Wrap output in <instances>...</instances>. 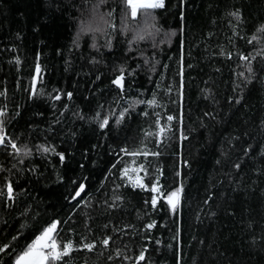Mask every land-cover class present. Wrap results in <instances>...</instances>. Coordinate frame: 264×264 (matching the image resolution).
<instances>
[{"label":"trees","instance_id":"1","mask_svg":"<svg viewBox=\"0 0 264 264\" xmlns=\"http://www.w3.org/2000/svg\"><path fill=\"white\" fill-rule=\"evenodd\" d=\"M149 11L0 0V119L21 149L0 145V190L14 189L0 196V264L53 221L61 245L96 244L60 264H136L145 248L139 264H264V0H165ZM120 69L123 90L112 83ZM139 165L147 189L157 178L162 193L182 186L175 213L122 175Z\"/></svg>","mask_w":264,"mask_h":264},{"label":"snow or ice","instance_id":"2","mask_svg":"<svg viewBox=\"0 0 264 264\" xmlns=\"http://www.w3.org/2000/svg\"><path fill=\"white\" fill-rule=\"evenodd\" d=\"M104 0H99V3H103ZM127 8L130 9L131 18L136 19L138 16V13L145 17H150L151 13L149 10H155V9H161L165 7V0H125ZM99 7V4L96 6ZM127 15V12H126ZM231 16L235 17L236 20L240 19V13L238 11L230 13ZM103 19V17H101ZM151 19H154V17H151ZM146 26L154 27V25H151V22L149 19L145 20ZM125 27H127L125 25ZM92 31L91 28L87 26L81 27V34L85 31ZM96 31H99V29H96ZM257 32L264 33V25H262L259 29H257ZM145 34H148L147 27L145 30ZM139 39H143V36H139ZM257 39L256 36H253L252 40ZM252 40H249V43H252ZM241 60L248 62L249 67L247 71L249 73L252 72L251 68V60L248 56L242 55ZM18 62V61H17ZM37 74L40 73V67L37 65L36 68ZM239 75L243 76L244 73L241 72ZM124 70L120 69V74L112 81L114 85L117 86V88L123 90L124 89ZM33 94H35V81L33 83ZM0 95H4V93H0ZM69 98H71V93L67 94ZM56 100L60 99L59 95L55 96ZM138 103H145V101H137ZM238 102V101H237ZM149 106H156L157 101L155 98L149 100L146 102ZM127 109H125V112ZM6 113V107L0 109V117H4ZM147 115V113H145ZM124 116V113L122 112L120 114V119H122ZM169 121L173 119L172 116H168L167 118ZM120 121L118 120L117 123ZM109 120L107 118L103 119L102 122H100V127L104 128L108 125ZM157 124H159V119L156 121ZM166 133V129L163 127H160L158 130L157 135L163 136ZM147 136L153 135V133L148 132L146 133ZM9 144L13 151L16 154H19L21 152V149L16 145L14 141L11 140L10 137H8L6 130L4 128V120L0 119V145ZM38 150L47 153L49 151H54V148H49L44 145H40ZM122 152L125 153V155L129 156H148V155H159V153H149L148 151H133L129 152L127 149H121ZM30 150H25L24 155H30ZM60 156L61 161H63L64 156L63 154H58ZM134 163V162H133ZM115 166V165H114ZM238 168L239 165H236ZM146 171L144 169L143 165H139L138 167H128L126 166L123 169L122 175L127 178L129 183L134 188H141V189H147V186L143 183L142 177L139 175L140 172ZM135 174V175H132ZM159 178H157V183L153 184L150 189H147L151 191L152 193H155L156 195L152 196V199L150 201L151 206L155 208L157 206L158 201L163 198L166 203L169 205L170 210L175 213L178 210L180 199H181V193H182V186L176 188L174 191H171L170 193H162L160 187L158 186ZM84 191V185L81 184L79 187V190L76 191L75 196L72 197V199H76L77 197H80L81 193ZM6 195L8 200L11 201L14 199V189L11 182H8L6 184V191L0 190V196ZM116 199H120V197H116ZM60 224V221H53L51 224H49L47 227H45L39 235L35 237V239L27 246L26 250L18 254L15 258L14 264H60L61 261H65V258L70 256L73 251L76 250H87L92 251L96 244L95 242L91 243H82L79 246H76L73 244L72 241H67L63 243L62 245L57 240V233H58V225ZM155 225L154 223H150L146 225L147 229L153 228ZM13 239H16V237H13ZM111 237L104 238L101 243L104 247H107L110 243ZM8 245H3L0 247V252H5L8 249ZM147 249H143L139 256H137L136 264H139L140 261H143L145 259V252ZM117 255H120L119 252H117ZM111 259V257H109ZM125 259H129V257H125Z\"/></svg>","mask_w":264,"mask_h":264}]
</instances>
